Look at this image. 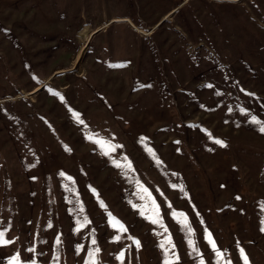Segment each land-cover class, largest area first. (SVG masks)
Masks as SVG:
<instances>
[{
  "label": "rangeland",
  "instance_id": "obj_1",
  "mask_svg": "<svg viewBox=\"0 0 264 264\" xmlns=\"http://www.w3.org/2000/svg\"><path fill=\"white\" fill-rule=\"evenodd\" d=\"M261 128L264 0H0V264H264Z\"/></svg>",
  "mask_w": 264,
  "mask_h": 264
},
{
  "label": "snow or ice",
  "instance_id": "obj_2",
  "mask_svg": "<svg viewBox=\"0 0 264 264\" xmlns=\"http://www.w3.org/2000/svg\"><path fill=\"white\" fill-rule=\"evenodd\" d=\"M210 87V86H209ZM261 131H264V128H261ZM217 143H222L220 141H217ZM145 192L147 191L146 189L144 190ZM149 200L151 201L152 207H153V217L151 218V222L154 224L160 223V219H159V206L156 205L155 200L150 196L149 194ZM143 214V213H142ZM174 219H177V222L180 223L182 225V227L188 228L189 232H191V229L188 225L187 222V217L184 216V214H173ZM145 218H149V217H145ZM163 226V225H161ZM113 227H117L118 230L120 231H126V229L124 228V226L122 224H120L118 221H114L113 222ZM262 231H264V229H262ZM117 240L119 239V237L116 238ZM208 243L210 245V247L212 248V250L214 252H216L217 256H221V253L219 252V250L216 247V243L214 240H212L211 238V234H208ZM12 243V241H9L7 239H5V233L4 232H0V246H7L8 244ZM134 243L137 245V247H139V241H134ZM191 243V242H189ZM93 244H95V240H93ZM171 245V238L169 237L166 241L161 243V247L165 248V245ZM174 247V245L172 246ZM195 250V248L193 249ZM165 251L167 253V249L165 248ZM99 252V249L94 250L93 253H90V259L87 262V264H96V261L94 259V256ZM241 253H242V259L244 260L245 264H248L247 261V257L243 255V250L241 249ZM58 259V257H57ZM10 264H18V257L14 258L12 261H10ZM121 264H123V260H122V255H121ZM165 264H173V262L171 260L166 259L165 260ZM201 264H203V261H201Z\"/></svg>",
  "mask_w": 264,
  "mask_h": 264
},
{
  "label": "bare ground",
  "instance_id": "obj_3",
  "mask_svg": "<svg viewBox=\"0 0 264 264\" xmlns=\"http://www.w3.org/2000/svg\"><path fill=\"white\" fill-rule=\"evenodd\" d=\"M144 34H145V35H149L150 33H147V32L144 31ZM86 40H87V42H88L89 38H87ZM85 42H86V41H85ZM87 42H86V44H87ZM84 49H85V47H84L83 49H81V50H82L81 53H84V51H85ZM81 53L79 52V54H81ZM79 57H80V56H79Z\"/></svg>",
  "mask_w": 264,
  "mask_h": 264
}]
</instances>
